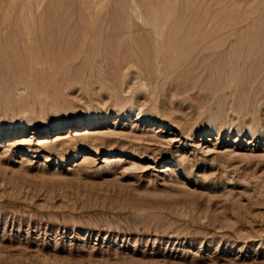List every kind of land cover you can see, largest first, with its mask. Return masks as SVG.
Instances as JSON below:
<instances>
[{"label":"rangeland","instance_id":"1","mask_svg":"<svg viewBox=\"0 0 264 264\" xmlns=\"http://www.w3.org/2000/svg\"><path fill=\"white\" fill-rule=\"evenodd\" d=\"M0 264H264V0H0Z\"/></svg>","mask_w":264,"mask_h":264},{"label":"bare ground","instance_id":"2","mask_svg":"<svg viewBox=\"0 0 264 264\" xmlns=\"http://www.w3.org/2000/svg\"><path fill=\"white\" fill-rule=\"evenodd\" d=\"M57 26H58V25H57ZM153 30H154V29H153ZM57 31H58V30H57ZM130 32H131V31H130ZM154 32L157 33L156 30H154L153 33H154ZM156 33H155V34H156ZM128 34H129V31H128ZM130 34H131V33H130ZM157 34H158V33H157ZM109 38H110V37H109ZM49 41H50V40H49ZM232 82H233V81H232ZM229 83H230V82H229ZM234 84H236V83H234ZM234 84H231V85H234ZM224 85H225V84H224ZM142 86H143V85H142ZM142 86H141V87H142ZM144 86H145V85H144ZM235 86H236V85H235ZM225 87H226V86H225ZM229 87H230V86H229ZM227 88H228V87H227ZM222 89H223V88H222ZM233 89H234V87H233ZM43 90H44V89H43ZM224 90H225V89H224ZM242 90H243V89H242ZM245 90H246V89H245ZM232 91H233V90H232ZM252 92H253V91H251V90H250V91L248 90V92L245 91V93L243 92L244 94L242 95V97H244L243 100H244L245 103H246V102H249L250 98H251L252 96H255V95L257 94V93H252ZM228 93H229V92H228ZM231 93L233 94L234 92H231ZM43 94H44V93H43ZM226 94H227V93H226ZM226 94H225V95H226ZM225 95H224V96H225ZM237 95H238V93H237ZM226 96H227V95H226ZM240 96H241V95H240ZM239 98H240V97H238V99H239ZM228 99H229V98H228ZM234 99H235V98H234ZM241 101H242V100H241ZM246 104H247V103H246ZM245 106H246V105H245ZM247 106H248V105H247ZM247 106H246V108H247ZM227 108H228V107H227ZM228 109H230V108H228ZM243 109H244V108H243ZM234 110H235V109H234ZM245 110H246V109H245ZM227 111H228V110H227ZM237 111H238V110H237ZM231 112H232V111H231ZM246 112H247V110H246ZM222 113H223V112H222ZM222 113H221V114H222ZM233 113H234V112H233ZM247 113H248V114H249V113L251 114V111L249 110ZM247 113H246V114H247ZM221 114H220V116H221ZM212 115H215V114H212ZM222 116H223V115H222ZM240 116H241V115H240ZM245 116H246V115H245ZM237 117H238V114H237ZM209 118L211 119V122H212V123L210 124V128H214V127H216L217 124L219 123V122H218V119H216L215 116H211V115H210ZM243 118H244V117H243ZM222 120H223V118H222ZM252 121H254V120H252ZM238 123H239V122H238ZM232 125H233V122H228V123H227V126H228L229 129L232 127ZM236 125H237V124H236ZM256 126H257V124L254 123V122H250V123H247V124H246V128H247L248 130H252V129H254ZM232 128H233V127H232ZM216 130L219 131V129H217V128H216Z\"/></svg>","mask_w":264,"mask_h":264}]
</instances>
